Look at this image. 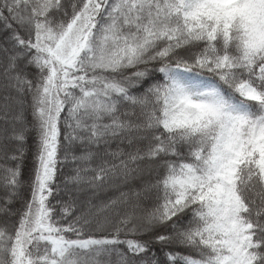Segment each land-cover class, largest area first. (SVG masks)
Returning a JSON list of instances; mask_svg holds the SVG:
<instances>
[{"label": "snow or ice", "instance_id": "1", "mask_svg": "<svg viewBox=\"0 0 264 264\" xmlns=\"http://www.w3.org/2000/svg\"><path fill=\"white\" fill-rule=\"evenodd\" d=\"M0 160V264H264V0H0Z\"/></svg>", "mask_w": 264, "mask_h": 264}, {"label": "trees", "instance_id": "2", "mask_svg": "<svg viewBox=\"0 0 264 264\" xmlns=\"http://www.w3.org/2000/svg\"><path fill=\"white\" fill-rule=\"evenodd\" d=\"M27 119L29 121V125L31 123V109L27 108ZM9 149L15 147V145H9ZM113 148H115V144L113 145ZM35 152H36V146H35V132L34 131H29L27 134V139L25 142L24 146V155L22 157V160L20 161L21 164V181L23 184V187L21 188V199L17 200L16 202L13 203L12 208L13 209H21L22 206V200L27 199L30 193L29 189V183H30V177L32 170L34 168V157H35ZM11 154V151L9 152ZM63 156V153L61 152V157ZM0 163H3L2 160H0ZM14 166V165H13ZM72 164H67L62 166V171L58 172V179L57 183L62 184L63 177L66 174L69 173V169L72 168ZM153 177H145V179H151ZM121 179L120 178H115L110 183H115V184H121ZM137 186H139V182H137ZM127 189L122 187L121 191H126ZM112 193L109 192V195ZM3 195V192L0 191V196ZM90 192L82 193L80 195V200L84 201L87 199L88 196H90ZM105 195L103 190L98 194V199H105ZM59 199H64L67 200L68 197L66 194L61 193L60 195L56 196V199L52 200V203L55 204L56 200ZM93 203H97L98 200L94 199L92 201ZM59 209H57L58 211ZM87 210V205H81L79 208V211H86ZM19 216H13V217H8L3 214H0V226H5L11 228L14 224L18 222ZM89 234L95 235L97 237L100 236H105L108 235L111 229H106L104 231H99L95 229V227L88 229L87 230ZM120 239H137V240H142V241H149V251L145 254H142L136 258H134V264H168V258L165 255L166 252L168 251H180V252H185V249L182 248H176L175 246H165L162 244L155 243L152 240V237L150 235H129L125 236L124 234H121ZM120 250L122 252H127V248L124 245L119 246ZM98 260L99 264H119L120 262V257L117 256L115 253H112L111 255L108 254H101L99 257H96Z\"/></svg>", "mask_w": 264, "mask_h": 264}]
</instances>
